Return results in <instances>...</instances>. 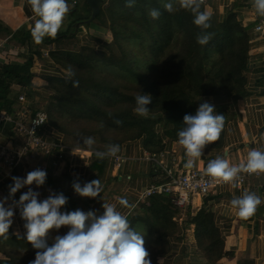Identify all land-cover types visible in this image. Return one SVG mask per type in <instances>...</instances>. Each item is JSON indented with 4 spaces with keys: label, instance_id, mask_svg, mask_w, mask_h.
<instances>
[{
    "label": "trees",
    "instance_id": "16d2710c",
    "mask_svg": "<svg viewBox=\"0 0 264 264\" xmlns=\"http://www.w3.org/2000/svg\"><path fill=\"white\" fill-rule=\"evenodd\" d=\"M101 1L100 14L90 24L86 23L90 17L75 20L66 33L44 38L53 47L45 75L39 76L34 70L36 57H44L38 49H30L26 65L0 63V115L19 117L25 108L18 101L24 88L27 99L35 101L38 76L46 82L48 97L44 113L50 126L61 134L59 143L89 150L81 137L91 136L96 143L105 145H123L142 139L148 154H160L169 144H179L177 133L184 127L183 118L196 113L200 106L198 99L242 100L249 95L247 72L252 64L256 34L255 24L245 23L242 12L254 10L250 0H234L222 15L212 13L203 4L201 10L206 8L211 14V27L204 31L213 34L204 46L196 40L202 29L193 23V15L178 5L177 11L169 13L163 8L162 0H136L133 8L126 7V0ZM151 8L160 11L158 19L149 16ZM94 23L107 31L108 40L89 34L88 28ZM0 28V36L13 34L2 24ZM84 31L92 42H79L78 34ZM16 35L21 42L24 39V47H31V32L22 30ZM69 68L75 72L71 80L66 76ZM72 80L79 81V88L72 87ZM138 94L152 97L147 117L134 112ZM33 107L25 108L30 117L40 112ZM218 114L225 116V126L219 140L208 146L221 149L225 146L228 112L221 109ZM115 119L123 121L122 125H116ZM64 154L53 155L46 182L39 187L42 197L63 193L68 202L61 208L62 213L79 209L97 214V208L101 209L102 202L110 198V180L106 177L112 171L111 164L107 158L98 159L93 155L87 182L100 179L103 191L96 198L81 197L74 188L63 185V180L73 181L68 173L69 157ZM14 171H19L17 166ZM164 182L161 177L154 183ZM221 198L223 195H209L192 215L190 211L186 213L188 224L195 226L197 253L203 256V260L196 258L194 264H217L225 255V241L213 212ZM137 204L128 221L144 236L151 264H160L159 259L171 251L170 239L181 238V212L168 195L153 196ZM60 231H54L55 237ZM54 240L48 242L49 246ZM37 251L26 237L15 236L11 228L0 237V264H29ZM165 264L173 263L165 259ZM238 264L257 262L244 260Z\"/></svg>",
    "mask_w": 264,
    "mask_h": 264
},
{
    "label": "crops",
    "instance_id": "0c3cea01",
    "mask_svg": "<svg viewBox=\"0 0 264 264\" xmlns=\"http://www.w3.org/2000/svg\"><path fill=\"white\" fill-rule=\"evenodd\" d=\"M204 2L212 13L222 15L230 9L234 0H204ZM68 4L70 11L66 15L57 35L66 33L75 20L87 19L91 16L88 0H68ZM254 13L255 10L243 11L242 16L244 22L252 23ZM37 18L31 11L28 0H0V24L13 32L12 35L7 37L0 36L1 64L26 65L30 56L29 54L31 53L30 49L33 51L38 49L44 55L50 56L51 47L44 41L36 44L32 34L29 36L31 47H24L22 45L24 39L21 42L20 37L16 38V33L19 31L25 30L26 32H31L34 21ZM77 26H80V24ZM81 33L77 37L79 42H88H85L88 38V34L85 37L87 32L84 31ZM255 38L252 43V64L247 72L249 95L242 100H220L215 98H200L197 100V104L199 105L205 102L213 105L217 114L221 109L227 110L228 122L224 136L225 146L219 149L211 148L206 144L202 149V155L198 161L193 167L187 168L185 167L187 157L183 147L179 144H169L167 150L172 152L171 157L177 161L182 170L206 173L208 162L217 156L227 158L232 165H238L240 162L246 161L247 155L251 150H264V36L258 37L257 35ZM48 60L49 57H41V59H37L36 57L34 70L37 75H45L49 64ZM36 86V98L33 102V108L44 112L48 97V90L45 87L46 82L37 76ZM42 134L49 141L61 139V134L53 129L49 123L45 126ZM25 143L26 140L24 137L13 130L8 118L4 116L0 117V146L21 149ZM97 144L93 147L97 148ZM120 146V153L126 160L120 171H109L106 180H110L109 189H111L110 194L114 197L113 204L117 205L118 211L128 217L137 207L138 200L143 192L151 184L160 180L161 177L158 173V177L156 178V172L146 160L147 152L142 139L127 142ZM81 159L79 155L77 157H69L68 173L73 181L63 180V185L66 188L72 189L74 182H79L81 186L86 183L84 181L85 178L78 176L77 173H81V175L84 173V163L89 165L92 157L84 158L85 161ZM47 165L48 163L45 159L36 157L27 158L19 163L17 166L18 172L14 171V168L9 169L0 164V201H3L6 197L8 198L5 207L11 205L13 199L18 201L20 196L29 190V187L32 190L37 188L42 192L41 188L37 187L34 183L31 186L21 188L14 197H11L9 186L14 184L12 177L26 178L28 172L41 169ZM86 172L88 173V169ZM244 191L255 192L262 200V203L258 206L264 205V173L261 178L252 181L242 191H237L235 188L228 186L211 192V195H223V198L213 207L216 224L221 229L225 241V255L217 264H238L244 260H254L257 264H264V218L257 217L256 208L253 215L246 219H241L238 215V210L231 205L232 199L240 196ZM121 198H125L129 206H121L118 203ZM204 199L205 197L201 195H195L189 206L191 212L202 207L205 201ZM39 200L42 201V197ZM97 210V216L102 215L104 212L103 207L101 209L97 208ZM12 219L13 223L10 228L13 234L18 237H26L27 230L24 227L26 221L22 219L19 208H14V216ZM66 227L69 226H62L60 229L68 232L70 228L66 229ZM193 227L195 228V226ZM54 231L56 233V229H53L52 233H49L47 242H53L55 237ZM192 240H194V237L191 238ZM183 252L180 249H175L170 256H180H166L165 259L177 263L185 262L187 258L184 257ZM192 264H194V261Z\"/></svg>",
    "mask_w": 264,
    "mask_h": 264
},
{
    "label": "clouds",
    "instance_id": "9594fccd",
    "mask_svg": "<svg viewBox=\"0 0 264 264\" xmlns=\"http://www.w3.org/2000/svg\"><path fill=\"white\" fill-rule=\"evenodd\" d=\"M135 3L136 0H126V7L133 8ZM28 4L34 16L38 17L31 29L34 42L40 44L45 37L55 38L70 11L68 0H28ZM203 4L204 0H162L163 8L169 13L177 11L178 5L180 9L193 15V23L202 29L196 37L201 46L207 45L213 35L204 31L211 27V14L206 8L201 10ZM251 6L260 17H264V0H251ZM148 14L152 19H158L161 15L156 8L149 9ZM261 30H264V23L256 29ZM74 75L75 72L69 68L66 72L67 78L71 80ZM72 87L79 88V81L72 80ZM135 101L134 112L147 117L150 111L148 105L152 102L151 95L138 94ZM113 122L116 125L123 123L119 119ZM33 123L43 124V117ZM183 125L177 133L178 143L185 150V167L191 168L201 157L204 146L219 140L225 126V116L217 114L214 106L205 102L200 104L194 115L184 116ZM81 138L83 145L89 149L96 144L94 137ZM120 151L119 144H108L105 150L95 151V155L98 159H105L116 157ZM242 172L264 173V150H251L246 161L238 165H232L227 158L217 156L206 167L207 176L225 183L234 181ZM46 178L47 172L42 169L28 172L26 178L12 177L14 184L9 186L10 196L14 197L21 188L34 183L37 187L43 186ZM73 188L79 196L90 198H96L103 191L100 179L87 182L83 186L74 182ZM39 195V192L29 187L18 201L13 199L8 207H5L7 197L0 201V237L8 233L13 223L14 208L20 209V215L26 221L24 227L27 230V241L39 250L29 264H151L145 249L144 236L130 226L127 216L117 210L116 204L104 202V212L99 216L94 211L84 212L79 209L62 213L61 208L68 202L63 193H52L43 201L38 199ZM118 203L129 206L125 198H121ZM261 203V198L255 192L249 191H244L231 201L241 219L253 215ZM62 226H69L70 230L63 236H56L52 246H49L47 238L50 230H59Z\"/></svg>",
    "mask_w": 264,
    "mask_h": 264
},
{
    "label": "built area",
    "instance_id": "2783aa9c",
    "mask_svg": "<svg viewBox=\"0 0 264 264\" xmlns=\"http://www.w3.org/2000/svg\"><path fill=\"white\" fill-rule=\"evenodd\" d=\"M205 4V2H204ZM252 22L255 24L254 33L258 36H264V30L256 31V29L264 23V17H260L256 12L254 13ZM27 90L24 88L22 94L19 96L18 101L26 107H32L34 104L26 97ZM23 109L18 118H8V121L13 127V130L24 137L26 140L25 145L21 149H13L6 146H0V164L13 169L18 166L27 158H41L45 159L48 163L47 166H43L41 169L48 171L50 164L52 163L53 155L58 153H65L64 156L70 157V153L78 148L72 149L69 147L67 150L65 145L59 143V140L49 141L43 136V130L49 123L48 116L40 111L35 117L28 116L27 110ZM0 117H3L0 115ZM5 117V116H4ZM40 117H43L44 123L36 125L33 122L37 121ZM105 144L98 143L97 148L93 147L89 150L78 149V152L87 151H103L105 150ZM171 151H164L160 154H147L146 160L152 165V168L156 173L163 177L164 183L151 184L141 195L138 202L145 201L153 196L168 195L173 198V203L180 211L189 209L192 198L195 195H201L207 197L211 195L212 191L223 189L228 186L235 188L237 191H242L247 185H249L255 179H259L263 176V173H240L238 178L232 182L225 183L222 180H214L206 175L204 172L198 171H184L182 170L177 161L171 157ZM82 161H85L83 155H79ZM87 158V157H85ZM109 163L112 166V171H120L125 157L121 153H118L116 157H108ZM84 173H77L78 176L86 177L90 164L84 163ZM235 185V186H233ZM114 197L108 199L107 203H113Z\"/></svg>",
    "mask_w": 264,
    "mask_h": 264
},
{
    "label": "rangeland",
    "instance_id": "374dc122",
    "mask_svg": "<svg viewBox=\"0 0 264 264\" xmlns=\"http://www.w3.org/2000/svg\"><path fill=\"white\" fill-rule=\"evenodd\" d=\"M88 30H89V34H91L93 37H98V38L105 39V40L106 39L108 40L110 38L107 31L99 23H94V24L90 25ZM81 34L83 35V33H81ZM86 35H87V33L85 34V37H86ZM258 37H263V36H258ZM86 41L92 42V39L89 35H88L87 40H85V42ZM50 47H51V49H53L52 46H50ZM44 57H48V56L45 54ZM64 147H66V146H64ZM66 148H67V150H69V147H66ZM72 149H75V147H73ZM78 155H83V157L85 158V157H93V155H95V153L93 151L78 152V149H75L70 153L71 157H77ZM84 178H85L84 181L87 182L89 179V175H87ZM33 191L40 193L38 199H40V197H42L43 194H41L39 189L36 188ZM110 196L113 197L111 194H110ZM43 199H45V198L42 197V201H43ZM186 211H190V215H192L190 208L187 210H184V211H180L181 214L179 216V218H180L179 223L181 225L183 224L181 238H171L170 239L171 251L167 254L168 257H171V256L179 257L180 255H171L170 256V254L173 253L175 251V249H180V250L184 251L183 255L185 258H187V260L185 262L183 261L180 264H192L196 258L203 260V256L199 255L197 253L198 251H197V246L195 244V239L191 241V238L193 237L192 234L194 232V230H193L194 227L192 225L188 224V222H187L188 221V217H187L188 215L186 214ZM183 215H185V216H183ZM68 228H70V227H66V229H68ZM68 230H70V229H68ZM50 232L52 233V230H50ZM65 234H67L66 230H61L58 235L63 236ZM183 243H184V245H183ZM159 263L165 264V258L161 257L159 259ZM172 263L173 264H179L175 261H172Z\"/></svg>",
    "mask_w": 264,
    "mask_h": 264
},
{
    "label": "water",
    "instance_id": "95a60500",
    "mask_svg": "<svg viewBox=\"0 0 264 264\" xmlns=\"http://www.w3.org/2000/svg\"><path fill=\"white\" fill-rule=\"evenodd\" d=\"M88 5L91 10V16H90V19L86 21V23L90 24L91 22L96 20L97 17L99 16L100 11H101L102 1L101 0H88ZM261 215H264V205L257 207V217L261 218L260 217Z\"/></svg>",
    "mask_w": 264,
    "mask_h": 264
},
{
    "label": "bare ground",
    "instance_id": "6f19581e",
    "mask_svg": "<svg viewBox=\"0 0 264 264\" xmlns=\"http://www.w3.org/2000/svg\"><path fill=\"white\" fill-rule=\"evenodd\" d=\"M256 214H257V213H256ZM260 217L263 219L264 215H261Z\"/></svg>",
    "mask_w": 264,
    "mask_h": 264
},
{
    "label": "flooded vegetation",
    "instance_id": "af4514ba",
    "mask_svg": "<svg viewBox=\"0 0 264 264\" xmlns=\"http://www.w3.org/2000/svg\"><path fill=\"white\" fill-rule=\"evenodd\" d=\"M148 154V153H147Z\"/></svg>",
    "mask_w": 264,
    "mask_h": 264
}]
</instances>
